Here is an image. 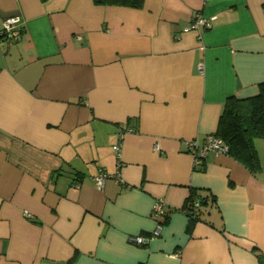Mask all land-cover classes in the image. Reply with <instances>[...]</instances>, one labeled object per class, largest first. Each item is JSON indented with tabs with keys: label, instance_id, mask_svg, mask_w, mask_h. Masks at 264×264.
I'll return each instance as SVG.
<instances>
[{
	"label": "crops",
	"instance_id": "1",
	"mask_svg": "<svg viewBox=\"0 0 264 264\" xmlns=\"http://www.w3.org/2000/svg\"><path fill=\"white\" fill-rule=\"evenodd\" d=\"M260 82L264 0H0V264H264V138L254 171L187 145ZM121 125L120 181L98 187Z\"/></svg>",
	"mask_w": 264,
	"mask_h": 264
},
{
	"label": "trees",
	"instance_id": "2",
	"mask_svg": "<svg viewBox=\"0 0 264 264\" xmlns=\"http://www.w3.org/2000/svg\"><path fill=\"white\" fill-rule=\"evenodd\" d=\"M98 5H119L131 8H141L144 0H93ZM215 136L227 146V152L232 157L254 171L259 166L257 150L254 144L256 138H264V82L258 84L257 93L250 97H227L222 112L218 118ZM199 199V205L194 200ZM205 198L192 192L185 201L182 210L188 217V227L199 216L200 206ZM168 214L157 220L159 224L167 221Z\"/></svg>",
	"mask_w": 264,
	"mask_h": 264
},
{
	"label": "built area",
	"instance_id": "3",
	"mask_svg": "<svg viewBox=\"0 0 264 264\" xmlns=\"http://www.w3.org/2000/svg\"><path fill=\"white\" fill-rule=\"evenodd\" d=\"M19 19L17 16H10L3 20V29L1 31V35L7 37H19L21 34V30L18 27ZM211 27V19L208 17L202 16L200 13H196L192 18V26L191 28L195 29L197 32L199 30L208 29ZM190 27L184 28V31H188ZM199 38V37H198ZM202 69V66L199 65V70ZM127 130H132L131 128H124L121 125L118 129V140L114 144V154L116 159V170L113 174L109 175L106 172L100 171L97 175L92 177V180L98 187H102L107 177H113L117 181H120L119 171L122 166L121 160V147H122V137L123 133ZM189 151L193 154L195 163H199L202 158H204L209 152H217V153H226L227 146L223 143V141L215 136L214 134L207 135L204 140L199 143L197 140H190L187 142ZM194 205H199V199L196 198L194 200ZM163 202L161 200H157L153 204L152 213L155 218L158 220L163 215ZM29 215V214H28ZM158 222V221H157ZM160 230V224L157 223V226L153 230L152 234L157 235ZM129 241L144 244L148 241V237L144 235H130Z\"/></svg>",
	"mask_w": 264,
	"mask_h": 264
}]
</instances>
